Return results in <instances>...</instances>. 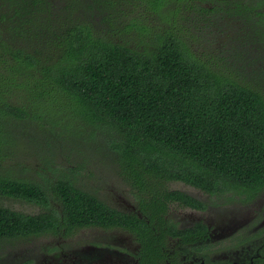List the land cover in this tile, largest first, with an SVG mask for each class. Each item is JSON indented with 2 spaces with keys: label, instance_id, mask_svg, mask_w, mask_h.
<instances>
[{
  "label": "trees",
  "instance_id": "16d2710c",
  "mask_svg": "<svg viewBox=\"0 0 264 264\" xmlns=\"http://www.w3.org/2000/svg\"><path fill=\"white\" fill-rule=\"evenodd\" d=\"M84 148L148 222L82 188ZM173 181L214 205L264 192V0H0V249L113 226L153 246L169 204L205 208Z\"/></svg>",
  "mask_w": 264,
  "mask_h": 264
},
{
  "label": "flooded vegetation",
  "instance_id": "af4514ba",
  "mask_svg": "<svg viewBox=\"0 0 264 264\" xmlns=\"http://www.w3.org/2000/svg\"><path fill=\"white\" fill-rule=\"evenodd\" d=\"M180 191L204 202L205 208L182 206L177 201L169 204L166 217H168L167 223L171 229L165 225L162 234L161 229L156 230L154 226L149 228L148 231L161 235V241H157L153 246L147 242L148 240L143 238L140 240L139 232H132L118 226L111 228L82 227L69 236L49 235L60 237L67 244H58L60 243L58 241L51 245V256L50 254L48 256L59 263V259H63L64 264H138L142 255H147L151 249L153 250L151 253L157 255L155 258L158 264H264L262 237L256 235L260 227L264 225V192L249 204L214 205L208 194L195 187L191 186V188L180 189ZM255 202L257 208L249 207V205H255ZM118 205L121 208L112 207L127 214H134L148 222L138 209L135 199L134 202L123 201ZM231 205L240 207L242 210L250 208V216L243 214L240 210L230 211ZM215 209L229 210V213L220 219L206 218V213ZM246 217V223L232 230V224ZM199 227L201 230L203 227L202 234L198 233ZM85 229H99L101 234L85 240L84 243L83 240L79 241L75 235ZM175 229L183 230L187 235L173 234ZM229 240L232 241L230 244L221 246V242ZM217 246L220 247L216 248ZM88 248L94 249L95 252L87 251ZM95 248L102 249V253ZM62 249H68L66 250L67 255L60 251V254L56 256L58 250Z\"/></svg>",
  "mask_w": 264,
  "mask_h": 264
},
{
  "label": "rangeland",
  "instance_id": "374dc122",
  "mask_svg": "<svg viewBox=\"0 0 264 264\" xmlns=\"http://www.w3.org/2000/svg\"><path fill=\"white\" fill-rule=\"evenodd\" d=\"M32 150L33 149L30 145H23L21 149L22 152L25 151L27 153L32 152ZM84 150L88 151L86 148H84ZM89 156L90 157L87 158V161L83 163L85 170L77 175L79 182L82 184V188L94 193L98 198L102 199L110 206H114L116 208H121L118 203L123 201L134 202L131 190L129 191L126 184H124L119 175H117L116 165L113 161L112 155L107 152L93 153V151L90 150ZM70 159L73 160L75 158L71 157ZM65 164L70 165V163ZM168 187L170 189L177 190L191 188L190 185L184 184L180 181L170 182ZM2 201L6 206H9V208L23 213L36 214L38 211H40L39 206L27 203L25 201L15 200L12 198H2ZM256 202L254 203L255 205H249V207H252V209L257 208L258 206ZM233 207L236 209V206L231 205L230 211H233ZM240 211H243V214L250 216V208ZM228 213L229 210L215 209L214 211L206 213V218L214 217L215 219H220L222 216ZM99 234H101L99 229H85L82 232H77L75 237L79 241L83 240L85 243V240H90L92 237ZM84 235L86 236L83 239ZM103 238L106 237L103 236ZM58 241L60 243H58ZM230 242L232 241L229 240L227 242H221V246L228 245ZM55 243L67 244L64 239L49 235L33 237L24 241L6 242L4 243L3 249H0V264H64L65 261H63V259H59V263L58 261H53L48 256V254L52 252V249H50L51 245ZM219 247L220 246H217L216 248ZM66 250L68 249L58 250L56 256L60 254V251L66 253L67 255Z\"/></svg>",
  "mask_w": 264,
  "mask_h": 264
},
{
  "label": "water",
  "instance_id": "95a60500",
  "mask_svg": "<svg viewBox=\"0 0 264 264\" xmlns=\"http://www.w3.org/2000/svg\"><path fill=\"white\" fill-rule=\"evenodd\" d=\"M233 210H234V212H238V210H242V208H240V207H236V209H234V207H233ZM241 212H242V211H241ZM246 221H247V217L241 219L240 221H237V223L232 224V225H231L232 230H236L238 227H240V225L246 223ZM263 222H264V220H263ZM95 249H96L98 252H101V253H102V249H100V248H95ZM87 251L95 252V250L92 249V248H88ZM83 252H84V251H83ZM90 254H92V253H90Z\"/></svg>",
  "mask_w": 264,
  "mask_h": 264
}]
</instances>
